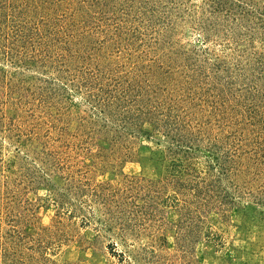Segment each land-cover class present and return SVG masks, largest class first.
Returning a JSON list of instances; mask_svg holds the SVG:
<instances>
[{"label":"rangeland","instance_id":"1","mask_svg":"<svg viewBox=\"0 0 264 264\" xmlns=\"http://www.w3.org/2000/svg\"><path fill=\"white\" fill-rule=\"evenodd\" d=\"M0 264H264V0H0Z\"/></svg>","mask_w":264,"mask_h":264},{"label":"trees","instance_id":"2","mask_svg":"<svg viewBox=\"0 0 264 264\" xmlns=\"http://www.w3.org/2000/svg\"><path fill=\"white\" fill-rule=\"evenodd\" d=\"M135 120H136V118H135ZM131 123H133V124H134V123H135V122H134V120H133V122H131ZM121 126H122V124H121Z\"/></svg>","mask_w":264,"mask_h":264}]
</instances>
